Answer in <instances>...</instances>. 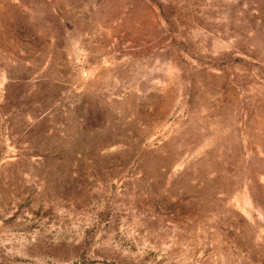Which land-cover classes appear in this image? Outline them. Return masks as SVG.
<instances>
[{"label":"rangeland","instance_id":"rangeland-1","mask_svg":"<svg viewBox=\"0 0 264 264\" xmlns=\"http://www.w3.org/2000/svg\"><path fill=\"white\" fill-rule=\"evenodd\" d=\"M0 264H264V0H0Z\"/></svg>","mask_w":264,"mask_h":264}]
</instances>
